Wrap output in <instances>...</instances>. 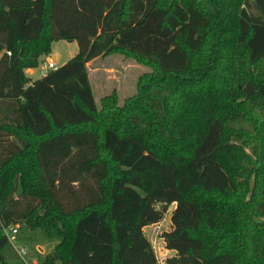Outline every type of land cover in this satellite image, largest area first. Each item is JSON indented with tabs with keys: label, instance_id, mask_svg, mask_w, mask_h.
I'll return each instance as SVG.
<instances>
[{
	"label": "trees",
	"instance_id": "1",
	"mask_svg": "<svg viewBox=\"0 0 264 264\" xmlns=\"http://www.w3.org/2000/svg\"><path fill=\"white\" fill-rule=\"evenodd\" d=\"M113 54L152 70L99 107ZM170 204L166 264H264V0H0V264L10 224L58 239L40 264H160Z\"/></svg>",
	"mask_w": 264,
	"mask_h": 264
},
{
	"label": "rangeland",
	"instance_id": "2",
	"mask_svg": "<svg viewBox=\"0 0 264 264\" xmlns=\"http://www.w3.org/2000/svg\"><path fill=\"white\" fill-rule=\"evenodd\" d=\"M51 47L60 53V59L57 67L66 62L77 52V43L75 41L56 40L53 41ZM44 58H51L50 55ZM54 61V60H53ZM104 68H107L104 70ZM90 78L94 86L95 100L97 105H101V97L115 90L117 94L118 104L133 96L138 89V82L141 75L150 72L152 69L144 64L139 63L134 58L126 57L121 54H113L105 57H98L88 64ZM38 67L33 69L32 77H40ZM260 119V117H257ZM245 151L249 154L252 149L248 144L243 143ZM254 158V157H253ZM174 204L168 206V211L164 219L155 224L146 227V233L152 241L156 255L160 264H166L164 259L173 253L164 247V242L160 236L162 230L170 228V212ZM20 226V225H19ZM15 242L10 243L2 249L5 259L9 263L24 259L28 264H40L41 257L49 252L58 241L57 238H49L39 230L26 229L24 226L19 227V234ZM25 247L26 253L21 257L16 248ZM59 264H61L59 262Z\"/></svg>",
	"mask_w": 264,
	"mask_h": 264
},
{
	"label": "built area",
	"instance_id": "3",
	"mask_svg": "<svg viewBox=\"0 0 264 264\" xmlns=\"http://www.w3.org/2000/svg\"><path fill=\"white\" fill-rule=\"evenodd\" d=\"M8 55H10V52H7ZM57 62L53 61V59L51 58H44L41 59L38 63V69H39V75L43 76L46 73H48L50 70H54L57 68ZM19 224H10L8 226L4 227V231L8 236V239L10 241V243L15 242V240L17 239V235L19 234ZM18 254L23 257V254L26 253L27 249L23 246V247H19L16 248Z\"/></svg>",
	"mask_w": 264,
	"mask_h": 264
},
{
	"label": "crops",
	"instance_id": "4",
	"mask_svg": "<svg viewBox=\"0 0 264 264\" xmlns=\"http://www.w3.org/2000/svg\"><path fill=\"white\" fill-rule=\"evenodd\" d=\"M57 55V57H58V60L60 59V53L59 52H57L56 50H54V48H52L51 47V54H50V57H52V59L55 57ZM44 57L45 56H43L41 59H44ZM54 60V59H53ZM92 61H94V60H92ZM58 62V61H57ZM65 63V62H64ZM89 63H91V61L90 62H88L87 63V69H88V64ZM63 64V63H62ZM61 64V65H62ZM34 69V68H33ZM33 69H26L25 71H26V73H27V75H29L30 77H32L31 76V74H32V72H33ZM107 68H104V70H106ZM88 74H89V81H90V83H91V86H92V89H93V93H94V97H95V91H94V86H93V84H92V80H91V78H90V72H89V70H88ZM32 78H34V77H32ZM148 226H150V225H147V226H145L144 227V232H145V234L147 235V233H146V227H148ZM148 236V235H147ZM148 238H149V236H148ZM150 239V238H149ZM151 240V239H150Z\"/></svg>",
	"mask_w": 264,
	"mask_h": 264
},
{
	"label": "water",
	"instance_id": "5",
	"mask_svg": "<svg viewBox=\"0 0 264 264\" xmlns=\"http://www.w3.org/2000/svg\"><path fill=\"white\" fill-rule=\"evenodd\" d=\"M53 59H54L55 62H57L58 61L57 55Z\"/></svg>",
	"mask_w": 264,
	"mask_h": 264
}]
</instances>
